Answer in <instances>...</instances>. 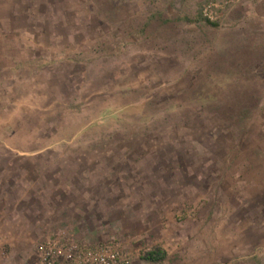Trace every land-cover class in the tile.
<instances>
[{
  "label": "rangeland",
  "instance_id": "1",
  "mask_svg": "<svg viewBox=\"0 0 264 264\" xmlns=\"http://www.w3.org/2000/svg\"><path fill=\"white\" fill-rule=\"evenodd\" d=\"M207 1L0 0V264H264V0Z\"/></svg>",
  "mask_w": 264,
  "mask_h": 264
},
{
  "label": "built area",
  "instance_id": "2",
  "mask_svg": "<svg viewBox=\"0 0 264 264\" xmlns=\"http://www.w3.org/2000/svg\"><path fill=\"white\" fill-rule=\"evenodd\" d=\"M226 4L224 1H207L201 6V16L209 21H217L219 12L224 10ZM128 255L115 239L91 244L66 241L54 235L37 245L32 264H129Z\"/></svg>",
  "mask_w": 264,
  "mask_h": 264
},
{
  "label": "crops",
  "instance_id": "3",
  "mask_svg": "<svg viewBox=\"0 0 264 264\" xmlns=\"http://www.w3.org/2000/svg\"><path fill=\"white\" fill-rule=\"evenodd\" d=\"M226 2H228L229 3V7H228V9H227V12H226V15L225 16H227V17H229L230 16V18H236V17H238V15H239V18H240V20H244L245 18H247L245 15V12H244V10H246L245 8H244V6H246L247 5V2L248 1H250V0H225ZM234 8H236V9H239V11L241 12H239L238 14H236V16H235V9ZM248 10V9H247ZM246 10V11H247ZM244 12V13H243ZM249 17V16H248ZM251 17H255V15L254 16H251ZM234 19H231L232 21L234 20ZM240 20H238L237 19V21H240ZM231 21V22H232ZM236 20L234 21V22H237ZM233 22V23H234ZM235 24V23H234ZM4 56H3V54H2V52L0 51V60L3 58ZM5 57L6 58H11L12 56H11V53L9 52V53H6V55H5ZM2 65L0 64V71H2L3 70V68L1 67ZM2 81V80H1ZM26 153V152H25ZM34 153V152H33ZM32 153V154H33ZM209 251V250H208ZM166 257V256H165ZM164 257V258H165ZM163 258V259H164ZM203 259H204V256L202 257ZM207 258V260L209 259V257L208 256H205V259ZM163 259H160V260H155V261H152V260H147V261H149V262H151L150 264H158V262L159 261H161V260H163ZM149 264V263H148ZM201 264H209V263H205L204 262V260H202V263Z\"/></svg>",
  "mask_w": 264,
  "mask_h": 264
},
{
  "label": "trees",
  "instance_id": "4",
  "mask_svg": "<svg viewBox=\"0 0 264 264\" xmlns=\"http://www.w3.org/2000/svg\"><path fill=\"white\" fill-rule=\"evenodd\" d=\"M204 20L209 22L212 25H215V26L218 24L216 21H209V20H206V19H204ZM165 255H166L165 251L162 250L161 248H154V249L149 250L148 252H146V254H144L143 257H144V259L155 261V260L163 259L165 257Z\"/></svg>",
  "mask_w": 264,
  "mask_h": 264
}]
</instances>
